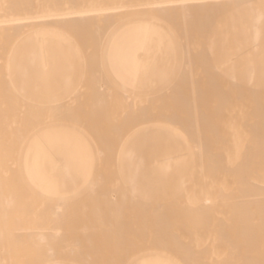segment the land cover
Segmentation results:
<instances>
[{
    "label": "bare ground",
    "instance_id": "bare-ground-1",
    "mask_svg": "<svg viewBox=\"0 0 264 264\" xmlns=\"http://www.w3.org/2000/svg\"><path fill=\"white\" fill-rule=\"evenodd\" d=\"M58 6L54 4L53 13H47L46 5L40 0H0V67L4 66L6 70L19 67L24 78H30L32 74L53 75L66 68L68 73L63 75L66 93L84 79L87 89L95 97V106L108 105L113 109L114 119L122 122L141 121L135 135L128 138L125 145L123 156L129 166L124 172L126 178L111 181L108 195L115 193L116 196L122 185V189L130 195L137 196L139 203H143L139 205L143 206L144 213L147 212L151 219L157 217L153 221L159 235L149 233L155 235L152 238H156L157 242L162 239L163 245L159 241L157 246L155 239L150 241L149 234L148 241L144 238L148 235L139 239L147 241L146 245L149 243V246L154 241L153 246L144 247L145 242L137 239L136 246L142 248L144 245L145 250L141 251L138 247L140 251L135 256L132 253L137 252L134 240V243L130 241L133 247L130 243L128 247L132 248V252L125 247L123 252L115 251L119 254L114 253L118 259L116 256L111 258L115 257L117 263L122 257V262L119 260L122 264L133 254L128 264H136L147 258L186 264L189 256L200 255L199 264H264V0H67L61 3L60 9ZM191 6L198 9H191ZM194 13L200 16V20L197 17L199 22ZM133 25L152 26L169 48L172 72L153 89L122 86L108 67V49L113 38ZM44 59L49 63L48 68L44 66ZM212 86L216 87V93L214 117L209 126H212L214 137L211 145L206 146L202 143L201 133L204 130L200 127L199 114L202 110H199L198 102ZM178 102H183L187 111L177 106ZM193 134L198 137L194 138ZM216 144H219L218 152H215L218 149ZM9 149L11 146L0 145V163L3 152ZM66 171L74 174L68 168ZM45 184L40 187L30 184L21 186L14 179L0 176V222L9 221V208L20 204L15 195L29 190L43 193L54 189L45 187ZM96 185V182H89L88 188L94 189ZM60 203L55 204L57 208ZM149 206L166 214L170 208L171 212H178H174V216L186 211L184 215L191 216L188 218L192 227L193 224L196 226L198 220H202L199 222L202 225L205 222L203 230L199 231L201 235L194 233L201 224L191 228L189 223L186 226L180 222L185 216L169 215L172 218L168 216L170 211L168 217L156 210L150 213L149 209H145ZM179 207H184L183 210L187 207L191 213L188 210L180 211ZM196 207H201V210L198 211ZM196 210L198 212L193 213ZM201 211L210 213L211 219L206 217V220H210V226L214 222V228V225L219 226V231L208 226L204 219L209 213L206 212L203 217L205 213ZM213 217L217 220L213 221ZM186 220L188 222L187 218L183 222ZM176 223L183 224L179 226L183 232L190 227L189 234H198L194 240L189 235L194 242L189 241L188 233V238L184 236L186 240L181 238L186 243L180 241L182 232L179 234L174 229ZM163 229L168 239L174 237L173 241L169 240L171 243L186 246L187 243L194 245L198 242V246L194 245L196 248L192 245L194 250L199 248L198 254L188 248L193 250L190 253L187 249L190 246L185 249L184 245H176L183 248L182 252L190 253L188 259L185 253H181L183 259L180 252L174 250V244L171 249L167 247L172 245L166 241L163 233L160 234ZM166 229H173L172 232L168 231L171 236H168L170 233ZM215 231L224 232L225 237L220 233L217 235ZM47 234L42 232L37 234L38 237L36 235V241L46 244L45 248L50 237ZM55 236L58 239L60 234ZM89 236L84 233L82 238L88 239ZM3 237L0 231V239ZM52 237L54 235L50 238L51 244ZM85 239V243H90L92 238L87 242ZM218 239H223L225 244L230 240V245L224 244L222 247ZM98 241L93 242L102 249L103 243ZM40 244L38 247H41ZM51 244L48 253L43 245L41 247L49 256L47 258L43 253L44 258L42 254L38 258L43 262L46 257L44 264H91L92 261V264H97L103 254L96 247L98 253L95 255L98 258L87 254L78 262L80 257L74 256L75 250L70 252L73 256L69 257L73 258H61L55 254L56 250ZM12 254L11 249L0 246V264H13L15 257ZM114 254L112 251L109 253ZM194 256L193 259L190 257V264H195L197 259ZM91 257L94 260L91 261ZM102 257L100 260L104 259ZM109 258L108 261L111 260Z\"/></svg>",
    "mask_w": 264,
    "mask_h": 264
},
{
    "label": "rangeland",
    "instance_id": "rangeland-1",
    "mask_svg": "<svg viewBox=\"0 0 264 264\" xmlns=\"http://www.w3.org/2000/svg\"><path fill=\"white\" fill-rule=\"evenodd\" d=\"M9 1L11 2V0ZM40 1L46 5L45 9L47 13H53L52 8L54 4H58L60 9L61 3L63 4L67 0ZM192 8L198 9L194 6H191V9ZM194 17H198L200 20V16H198L197 13H194ZM198 18L196 19L197 22H199ZM196 20L194 21L196 22ZM149 28L151 31L152 44L146 60L149 64L150 70H148L149 67L147 64H145V67L143 68L145 69V73L148 74V72H150V77L147 79L146 83L140 87L153 89L158 87L168 78L172 72L173 65L170 59L169 48L163 43L157 30L150 25ZM43 63L45 67H49L47 59H44ZM67 73L68 69L61 68L53 75L44 74L43 76H38V74H32L30 78H24L19 72V67L7 70L4 66L0 67V145L11 146V149L3 152L4 156L1 158L2 162L0 163V176L14 179L21 186L30 184L33 187H40L43 183H46L45 187L51 186L54 188L52 190H46L43 193L29 190L14 196L15 199L19 200L20 204L9 208V221L5 223L0 222V231L4 234L3 239H0V246L12 250V256L15 257V260L13 259V264H44L43 262H46V257H49L47 256V253L49 252L48 249H50V238L52 235H54L52 239L55 240H52L51 245L55 248L54 250H56L55 254H58L61 258L65 257L67 259L73 256L70 252L73 253L75 250L76 252H74L76 255L74 254V256L80 257L78 262L81 261V257H84V255L91 254L93 256L96 252L98 253L95 242L99 240L98 242H100V244L103 243L102 245L105 246H101L102 249L99 246V253L102 252L103 254L100 253L102 255H98L104 257V259L101 260L99 257L101 264H117L122 257L117 263L114 261L115 257H111L116 255L119 256V254H116L118 250L122 251L126 248L128 250L132 249H129L128 247H130L137 239L139 242L144 241L146 245L150 234V241L152 239L156 240V238H152V236L155 235H152L151 233H157L155 228L156 224H154V221L156 220L155 218L157 217H153L154 220L153 218H149V215H146L147 212L146 214L144 213V208L142 205H139L141 201L139 203V198L137 196L130 195L129 192L122 189L124 188L122 185H120L121 189L116 193V196L115 193L110 196L108 195L111 181H123L126 178L124 172L129 166L126 164L123 156L126 150L125 145L128 143V138L135 135L136 130L139 129V123L141 121L137 119L133 122H122L123 120L114 119L113 109L108 105L95 106V97L91 95L89 89H87V81L84 79L78 81L71 92L66 93V79L63 75L65 76ZM215 93L216 87H210L201 95V99L198 102V108L199 110H202L199 114L200 127L204 130V132L201 133L202 143L206 146L211 145L214 137L212 126H209V122H211L214 117ZM182 104L183 102H178L176 105L182 107L183 111H187V107ZM191 127L192 129L195 128V126ZM193 137L197 138L198 136L193 134ZM216 148L218 149H216L215 152H218L219 144H216ZM117 155H120V157ZM66 168L72 170L74 174L68 173ZM89 182L97 183L94 189L88 188ZM123 194L126 195L123 196ZM112 198H114V200H112ZM58 202H61L59 208L55 205ZM149 207L150 208L145 207V209H149L150 211H148L150 213H152L151 210H156L152 209L153 207L151 206ZM181 208L182 209L179 207L180 211L183 210L184 207ZM185 208V210H188L187 207ZM193 208L195 209V207ZM200 208H197L198 211L201 210ZM190 209H192V207ZM167 210V214L169 211L171 212L170 208ZM174 210H176V208ZM156 211H160L159 214L162 212L158 209ZM198 211L196 210V212L193 213H197ZM174 212L176 214L178 213L173 211L168 214V216L175 215ZM203 212V217L206 215V212L209 213L208 211ZM162 213L165 212L163 211ZM184 214H186V211L181 214L182 217L185 216ZM192 215L194 216V214ZM150 216H152V214ZM185 217L188 219V222L186 220L184 223L183 221L186 218H181V216L179 217L182 220H180V222L184 225L186 224V226L189 223L188 225L191 226V228L198 227L197 225L201 224L199 222H202V220H198L196 226L193 224L192 227L191 219H189L191 216L189 217L188 215L189 218L187 216ZM206 217L210 218V213L208 216H205L204 221L208 219ZM179 218L177 217V220ZM165 220L163 222H165ZM168 220L170 219L168 218ZM177 220L175 221L177 222ZM214 220L217 219H214L213 217V221ZM209 221L210 220H206V223H209L208 226L211 224ZM171 222L173 223V220H171ZM212 223L214 224V222ZM216 223H218V221ZM178 224H175L176 227L174 229L179 232V234L180 231L182 232L179 235L180 241L182 242L186 240L185 238L190 237L189 235H192L191 237L193 238L190 237L189 241L191 239L194 240V238H196L195 236L198 235H194V233L202 231L205 222H203V225L201 224L202 226L199 225L198 231L194 228L196 232L193 233V230V234H191V232L190 234L188 233L190 230L189 226V229L187 228L188 230L185 229V226L183 227V229L187 231H184V233L180 228L183 224L181 226ZM222 225L223 223H221V226ZM208 226L206 225L205 227L208 228ZM214 226L216 229L220 228L219 226ZM168 227L166 226V228ZM172 227H174V224ZM54 230L57 231L55 234H53ZM171 230L173 231V229ZM171 230L168 231L172 232ZM163 231L164 229L160 234L162 235L163 233L165 236L166 233ZM168 231L167 233H170ZM223 231L226 232L228 230ZM42 232H46L48 233L47 235L50 236L48 240L49 242L46 246L47 250L44 246L46 244H40L36 241L38 240L37 237L39 233ZM205 232L206 231H204V233ZM57 233L60 234L58 239L55 238L57 237L55 236ZM84 233L90 235L89 237L92 239H85L86 236L85 238H82ZM174 233L176 234V232ZM186 233H188V237L186 236ZM219 233L220 232H218L217 235L221 234V236L225 237V234ZM227 233L229 234L230 230ZM213 234L215 237L216 233L213 232ZM145 235L148 236L144 237ZM157 235L159 234L157 233ZM181 235H183V237H181ZM168 236H171V233ZM184 236L186 237L184 238ZM228 236L226 237L227 239H229ZM143 237L147 238L145 239L147 241L144 239L140 241ZM173 238L172 236L171 239H168L167 237L166 241H173ZM181 238H184L185 240H181ZM201 238L202 237L200 236V239ZM218 238H220V236H218ZM84 239L86 242L90 239V243L95 241L92 243L95 245L93 246L90 243H85V241H83ZM223 239V242L220 241L221 239H218V241L221 242L220 244H222V247L225 244ZM158 240L160 241L159 244H161L162 239ZM176 240L178 241L177 237ZM81 241V244H85L75 245V243H80ZM111 241H113V243ZM130 241H132V243H130ZM137 242L138 241L134 243V249H136L137 252H132L133 250H130L133 254L135 253V256L140 250H145L143 248L144 245H142V248L138 246L140 249L138 250V247L136 246L138 245ZM152 242H150L151 246L154 244ZM158 242L157 240L155 241L157 246ZM167 242L166 244H174L170 241ZM110 243H112V247ZM129 243L131 244L130 246ZM183 243H186V241ZM183 243L181 245H184L183 247L185 249L186 246H190L187 247V249L192 248L193 244L191 242L189 244L187 243L186 246ZM197 243L194 245L196 246ZM228 243H230V240ZM228 243H226L225 246L230 245ZM39 244L41 247L42 245L44 246V251H47V253L45 252L46 254L44 253L43 248L38 247ZM88 244H90L91 247ZM174 245V248L176 247L178 250L179 246L176 245H180V243ZM151 246H149L148 243L144 247ZM167 247L171 249L173 245ZM194 247L192 248L193 250L196 248ZM176 249L174 250L180 252V256L181 253H185V258L193 252V250L191 251L188 249L190 252L188 254L186 253V250H184L186 252H182L183 248H181V251H177ZM198 250H194V254H196ZM111 251L112 254L115 253L116 255H109ZM43 253L46 256L45 259H43ZM133 254H130L131 256H128L127 262L123 261L122 264H128L133 257ZM183 254L181 256L182 258L184 257ZM40 255L43 257V262L38 259ZM70 255L72 256L69 257ZM118 256H116L117 259L119 258ZM191 256H189L190 260L188 257L186 258L188 259L185 261L186 264H190L191 258L193 259L194 255ZM199 256H194V259H197L196 262L192 260L195 264H197V262L199 264ZM125 257L127 258V256ZM85 258L89 259V257ZM108 258L113 261H108ZM124 259L125 258H123V260ZM92 260H94V258H92L91 261ZM98 261L97 264H100ZM120 261L122 262V259ZM120 261L118 264H120Z\"/></svg>",
    "mask_w": 264,
    "mask_h": 264
},
{
    "label": "crops",
    "instance_id": "crops-1",
    "mask_svg": "<svg viewBox=\"0 0 264 264\" xmlns=\"http://www.w3.org/2000/svg\"><path fill=\"white\" fill-rule=\"evenodd\" d=\"M151 31L149 25H133L121 30L108 49V67L114 79L122 86L139 88L149 79L145 64L149 55ZM150 70V67L149 69ZM136 264H171L157 258H147Z\"/></svg>",
    "mask_w": 264,
    "mask_h": 264
}]
</instances>
